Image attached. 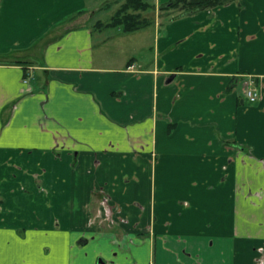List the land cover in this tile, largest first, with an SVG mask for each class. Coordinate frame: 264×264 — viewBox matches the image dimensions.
<instances>
[{
	"label": "crops",
	"instance_id": "obj_1",
	"mask_svg": "<svg viewBox=\"0 0 264 264\" xmlns=\"http://www.w3.org/2000/svg\"><path fill=\"white\" fill-rule=\"evenodd\" d=\"M122 1L0 0V264H264V0Z\"/></svg>",
	"mask_w": 264,
	"mask_h": 264
},
{
	"label": "trees",
	"instance_id": "obj_2",
	"mask_svg": "<svg viewBox=\"0 0 264 264\" xmlns=\"http://www.w3.org/2000/svg\"><path fill=\"white\" fill-rule=\"evenodd\" d=\"M231 1L234 0H171L161 8H178L187 14L197 9L215 7ZM154 8L153 0H123L108 22L97 21L96 25L97 27H120L124 32L135 31L152 23L151 18L144 16L142 12H150Z\"/></svg>",
	"mask_w": 264,
	"mask_h": 264
},
{
	"label": "rangeland",
	"instance_id": "obj_3",
	"mask_svg": "<svg viewBox=\"0 0 264 264\" xmlns=\"http://www.w3.org/2000/svg\"><path fill=\"white\" fill-rule=\"evenodd\" d=\"M91 1H96L95 4L98 3V5H103L105 3L111 2L112 0H91ZM93 3L94 2H92L90 5H92ZM115 7H116L115 4H112L110 7L105 8V9H102L101 11L97 12L95 14V16H93L94 19H101L104 22L109 21V18L112 15ZM140 32H143V31H140ZM139 33H136V34H139ZM153 33H154V29H153V26L151 24V26H148L147 27V58L150 55V51H149V48H148L149 47L148 44L151 41V37L153 36ZM91 241L92 240H90L87 244L85 243L83 245V247L86 248V250L88 251V253L86 251L88 257L91 259L89 261V264H102L100 262L103 261L102 259L104 258V256H100L98 254V250L94 247L95 245L92 244ZM84 252H85V250H84Z\"/></svg>",
	"mask_w": 264,
	"mask_h": 264
},
{
	"label": "built area",
	"instance_id": "obj_4",
	"mask_svg": "<svg viewBox=\"0 0 264 264\" xmlns=\"http://www.w3.org/2000/svg\"><path fill=\"white\" fill-rule=\"evenodd\" d=\"M132 67V66H130ZM243 86H244V96L245 98L250 102V103H254L259 99V90L257 85L255 84L254 80H252L251 78H246L243 81Z\"/></svg>",
	"mask_w": 264,
	"mask_h": 264
}]
</instances>
